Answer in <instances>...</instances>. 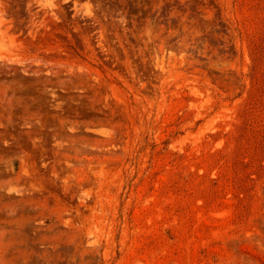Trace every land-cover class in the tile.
<instances>
[{"label":"rangeland","instance_id":"1","mask_svg":"<svg viewBox=\"0 0 264 264\" xmlns=\"http://www.w3.org/2000/svg\"><path fill=\"white\" fill-rule=\"evenodd\" d=\"M0 264H264V0H0Z\"/></svg>","mask_w":264,"mask_h":264},{"label":"bare ground","instance_id":"2","mask_svg":"<svg viewBox=\"0 0 264 264\" xmlns=\"http://www.w3.org/2000/svg\"><path fill=\"white\" fill-rule=\"evenodd\" d=\"M13 88H14V87H13ZM4 89H5V88H4ZM6 89H9V88H6ZM27 89H28V88H27ZM29 89H30V88H29ZM2 90H3V89H2ZM15 90H16V88H15ZM15 90H14V91H15ZM107 90H108V89H107ZM6 91H8V90H6ZM6 91H5V92H6ZM2 92H3V91H2Z\"/></svg>","mask_w":264,"mask_h":264}]
</instances>
